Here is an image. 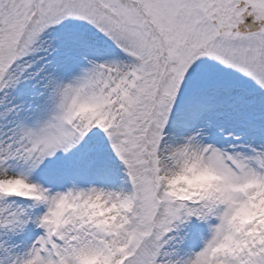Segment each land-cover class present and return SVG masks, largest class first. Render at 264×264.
I'll use <instances>...</instances> for the list:
<instances>
[{
  "label": "snow or ice",
  "instance_id": "snow-or-ice-1",
  "mask_svg": "<svg viewBox=\"0 0 264 264\" xmlns=\"http://www.w3.org/2000/svg\"><path fill=\"white\" fill-rule=\"evenodd\" d=\"M0 264H264V0H0Z\"/></svg>",
  "mask_w": 264,
  "mask_h": 264
}]
</instances>
